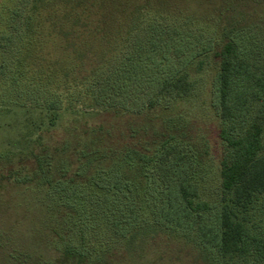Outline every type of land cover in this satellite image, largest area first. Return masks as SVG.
Returning <instances> with one entry per match:
<instances>
[{"label": "trees", "instance_id": "1", "mask_svg": "<svg viewBox=\"0 0 264 264\" xmlns=\"http://www.w3.org/2000/svg\"><path fill=\"white\" fill-rule=\"evenodd\" d=\"M88 1L52 4L75 15ZM25 20L26 29L35 28ZM63 20L53 17L48 33L39 32L43 38L18 60L17 79L31 76L29 82L52 93L51 112L46 122L34 121L25 152L15 154L14 162L0 159L2 191L19 184L62 195L42 201L46 252L11 249L5 264H123L142 244L141 234L158 233L189 241L209 262L264 264V229L250 219L256 202L264 200V28L257 34L245 8L223 6L215 36L201 49L215 63L210 103L219 141V199L212 205L200 198L192 179L190 126L170 110L173 103L164 102L185 98L193 82L184 64L174 68L165 56L152 54L157 29H147L146 58L126 56L121 88L145 79L151 92L131 110L95 82V53L68 52ZM73 23L86 27L79 15ZM86 99L99 118L94 122L82 120ZM62 110L73 114L66 123ZM94 220L103 232L98 244L91 242L98 232Z\"/></svg>", "mask_w": 264, "mask_h": 264}, {"label": "rangeland", "instance_id": "2", "mask_svg": "<svg viewBox=\"0 0 264 264\" xmlns=\"http://www.w3.org/2000/svg\"><path fill=\"white\" fill-rule=\"evenodd\" d=\"M52 2L0 0V159L14 162L15 154L25 152L34 121L44 118L46 122V114L51 112L52 93L29 82L32 78L28 73L24 74L28 81L22 77L17 79V71L18 60L32 51L35 40L40 38L37 34H45L53 17L57 21L66 19L63 22L69 31L68 52L95 53V59H99L95 82L105 95H115L131 110L141 107L151 92L146 93L150 85L144 84L145 79L136 87L131 82L125 90L121 88L126 56L140 54L146 58L149 51L146 34L152 25L157 29L152 54L157 59L165 56L163 61L174 68L184 64L193 82L185 98L176 101L169 98L164 102L173 103L170 110L190 126L193 137L190 152L194 157L192 179L198 186L200 198L216 205L219 141L217 120L210 103L215 63L211 55L201 53V49L215 36L216 15L223 6L236 4L248 10L255 18L259 34L264 28V0H90L79 9L83 11L75 15L78 11H67ZM78 15L86 21V27H73ZM26 18L35 28L26 29ZM13 25L16 28H12ZM60 47L67 55L63 45ZM197 52L200 53L185 60ZM85 102L82 120H98L91 115L89 99ZM71 113V110H62L61 123L68 122ZM6 190L0 189V234L3 231L0 244L4 246L0 248V264H5V252L11 249L46 252L42 201L55 200L62 195L55 190L44 193L34 185L12 184ZM81 217L83 219V214ZM250 219L264 229V200L256 202ZM92 226L98 232L91 242L98 244L103 237L101 222L94 220ZM141 236L142 244H135L132 256L126 255L123 264H219L199 256L189 241L163 233Z\"/></svg>", "mask_w": 264, "mask_h": 264}]
</instances>
